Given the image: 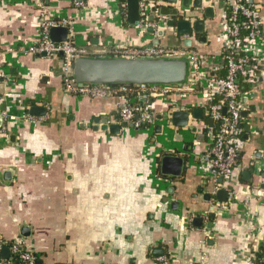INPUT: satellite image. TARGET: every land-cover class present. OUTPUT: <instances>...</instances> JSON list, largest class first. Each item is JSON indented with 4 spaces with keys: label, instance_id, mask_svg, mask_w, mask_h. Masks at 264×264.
I'll list each match as a JSON object with an SVG mask.
<instances>
[{
    "label": "crops",
    "instance_id": "obj_1",
    "mask_svg": "<svg viewBox=\"0 0 264 264\" xmlns=\"http://www.w3.org/2000/svg\"><path fill=\"white\" fill-rule=\"evenodd\" d=\"M77 1L50 0L41 13V0H0V264H12L11 245L19 240L37 264H159L161 257L170 264H253L264 248V78L243 111L241 167L220 188L228 194L222 203L213 196L222 182L204 178L198 167L208 128L199 96L179 91L155 99L151 128L124 127V98L67 95L63 58L29 52L44 14L69 21L75 45L95 56L160 46L217 60L228 13L222 0L162 3L179 17L153 23L149 13L135 25L126 0L123 9L120 0H81L80 9ZM248 3L264 33V0ZM181 16L203 21L204 32L179 34L166 25ZM171 109L200 110L201 117L175 127ZM165 155L183 159L178 177L161 174ZM212 197L220 207L212 208Z\"/></svg>",
    "mask_w": 264,
    "mask_h": 264
},
{
    "label": "built area",
    "instance_id": "obj_2",
    "mask_svg": "<svg viewBox=\"0 0 264 264\" xmlns=\"http://www.w3.org/2000/svg\"><path fill=\"white\" fill-rule=\"evenodd\" d=\"M41 1V13H47L44 2L50 0ZM222 5L228 13H224L221 21L223 53L217 60L212 57L205 59L196 51L160 46L113 48L110 52V56L122 58H186L190 62L191 73L185 87L133 86L134 88L129 89L126 86L76 84L71 76L70 63L78 56L92 54L74 44L72 25L69 21L56 22L44 14L38 43L30 48L29 52L38 56L63 58L62 89L67 95L89 98L118 95L124 98L125 101L118 110L123 126L138 128L154 123L152 102L155 99L168 98L179 91L198 95L202 105H205L201 110L202 114L206 119L213 121V127L208 128L206 132L205 149L198 159V167L204 178L209 177L213 181L221 179L222 184L216 186V192L222 186L226 188L235 171L241 167L242 113L251 92L258 86V80L264 78V33L261 18L248 4V0H222ZM74 6L80 9L84 3L79 0ZM139 6L140 15L145 18L148 14L147 0H139ZM70 25L71 30L68 31L64 44L50 41L49 31L52 27ZM220 71H224L225 76L218 78L215 73ZM3 77L0 62V78ZM189 123L192 124L191 119ZM262 173L264 180V165ZM214 194L216 193H213V196ZM211 203L212 208L220 207L214 197L211 198ZM11 250L17 264H37V255L24 240L14 242ZM12 262L15 264L13 258ZM157 262L170 264L167 257L158 258ZM260 264H264V252L260 257Z\"/></svg>",
    "mask_w": 264,
    "mask_h": 264
},
{
    "label": "water",
    "instance_id": "obj_3",
    "mask_svg": "<svg viewBox=\"0 0 264 264\" xmlns=\"http://www.w3.org/2000/svg\"><path fill=\"white\" fill-rule=\"evenodd\" d=\"M149 2V0H147ZM178 0H152V6L148 14H152L150 21L157 22L158 17H179L176 9L172 13H165L167 9L162 7V3L175 4ZM187 0H184V3ZM185 5V4H184ZM127 19L130 24H138L142 18L140 15L139 0H126ZM153 10L154 13H151ZM178 21H167L168 27L176 26L179 34H189L190 30L198 34L204 32V22L182 19ZM49 38L52 43L64 44L67 41V29L55 26L49 31ZM202 40H205L204 38ZM45 56V55H43ZM71 76L76 84L88 86H174L185 87L190 79L191 67L186 58H122V57H100L94 55H81L70 63ZM33 108L36 113L43 112V109ZM245 113H242V115ZM193 118L201 117L200 110H194L191 114ZM189 111H173L170 114L171 123L175 127L189 126ZM208 128L213 127V121L206 119ZM3 126L0 117V129ZM113 128V129H112ZM119 128V127H118ZM208 128L205 130L207 132ZM117 127H111V132ZM105 130V128L103 129ZM183 159L174 155H165L160 161V172L164 176L178 177L182 172ZM221 183V179H219ZM218 202L224 203L225 191L219 189L216 192ZM199 223V219L194 220Z\"/></svg>",
    "mask_w": 264,
    "mask_h": 264
},
{
    "label": "trees",
    "instance_id": "obj_4",
    "mask_svg": "<svg viewBox=\"0 0 264 264\" xmlns=\"http://www.w3.org/2000/svg\"><path fill=\"white\" fill-rule=\"evenodd\" d=\"M119 3H120L119 5H120V7L122 9L125 8L124 0H120ZM248 4H250V3H248ZM225 10H227V9H225ZM215 74H216V76L218 78H221V77H224L225 76V72L224 71L216 72ZM126 87L129 88V89L134 88L133 86H126ZM244 89L246 90V88H244ZM193 96H195V95H193ZM196 96H198V95H196ZM129 104L131 105L132 103L129 102ZM204 107H205V105L203 106L202 103H201V101H199V108H200V110H202ZM205 119H206V117L204 116V120ZM153 124L154 123H152L150 125L149 124H144L142 126H139L137 129H149V128L152 127ZM124 127H128V126H124ZM131 128H134V127H131ZM263 252H264V248L262 247V250L259 253H256L255 255H253V257L251 259L253 264H260V257H261V255H262ZM13 260H14L15 264H17V261H16V259H14V257H13ZM12 264H14V263L12 262Z\"/></svg>",
    "mask_w": 264,
    "mask_h": 264
}]
</instances>
